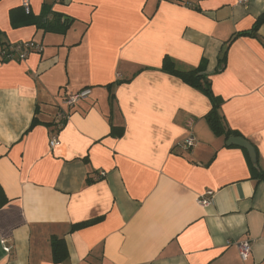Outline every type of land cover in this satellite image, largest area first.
<instances>
[{
	"label": "crops",
	"instance_id": "obj_1",
	"mask_svg": "<svg viewBox=\"0 0 264 264\" xmlns=\"http://www.w3.org/2000/svg\"><path fill=\"white\" fill-rule=\"evenodd\" d=\"M29 3L65 30L14 27L21 0H0V50L42 46L0 57V241L11 247L0 244V264H57L53 236L66 247L61 264H264V180L244 149L212 132L208 98L160 70L165 56L187 68L204 59L222 126L254 146L264 171V23L237 37L264 0ZM85 87L87 99L63 105Z\"/></svg>",
	"mask_w": 264,
	"mask_h": 264
},
{
	"label": "trees",
	"instance_id": "obj_2",
	"mask_svg": "<svg viewBox=\"0 0 264 264\" xmlns=\"http://www.w3.org/2000/svg\"><path fill=\"white\" fill-rule=\"evenodd\" d=\"M46 10H48V9L44 8V12L40 16H33L32 14L26 15L24 13L22 7H20V9L17 10V12L11 11V14H10L11 24L14 27H20L21 25L22 26H35L36 28L42 29L46 32L52 31V30H56V31L58 30L59 32H63L65 30V24L64 23L61 24V22H60L61 16H59V15L54 16L55 21H54V24H52V26H50V24L49 25L43 24V21L45 20V17L47 16L46 14H48L46 12ZM18 12L20 13V17L22 19V22H21V20H18V17H17ZM263 23H264V14L260 15L256 19L254 26L250 32L240 33L237 35V37L238 36H245V35H251V36L254 35L256 33V31L258 30V28ZM54 28H57V29H54ZM222 61L223 62L225 61V55H224ZM160 70H161V72H163L165 74L171 75V76L179 79L185 85L199 91L200 93H202L203 95H205L208 98V100L211 103V110L205 116V120L215 135H217V136L224 135L225 139H227L231 136H239L236 133L230 132L229 130H225V128L222 126V124L220 122L218 110H219V107H220L222 101L218 97L214 96L212 91H211L210 79L205 74L206 61L204 59H202L200 61L199 65L197 67L187 68L184 66H180L179 63H177L175 60L169 58L168 56H165L162 59ZM84 89H86V87L82 88L81 90H84ZM110 89H111V86H108L109 91H110ZM81 90H79V91H81ZM34 119L31 122L30 127H33L37 123ZM61 124L63 125L64 122L62 121ZM115 134H116V128L112 127L110 135H115ZM120 134L121 133L119 132V134H117V135L119 136ZM255 151H256V149H255ZM244 152H245V150H244ZM245 154L247 155L249 163L251 164V168L256 171L255 172L256 176L258 178L264 180V171H259L258 168L256 169L254 167V165L250 162L248 154L246 152H245ZM256 157H257V154H256ZM0 202H2L1 199H0ZM98 220L99 219H93L90 221L75 224L72 226L71 232L89 227L91 225H94L98 222ZM51 249H52V260L54 263L61 264L64 261H66L67 251H66L64 241L62 239H59V238H56L53 236L51 238Z\"/></svg>",
	"mask_w": 264,
	"mask_h": 264
},
{
	"label": "built area",
	"instance_id": "obj_3",
	"mask_svg": "<svg viewBox=\"0 0 264 264\" xmlns=\"http://www.w3.org/2000/svg\"><path fill=\"white\" fill-rule=\"evenodd\" d=\"M239 4H244L246 0H238ZM21 7L26 15L31 14L30 9V3L29 0H21ZM42 46L40 44L34 43V42H27V43H18V44H12L8 45L5 48H2L0 50V57L2 60H24L28 54L33 52H41ZM91 95V90L89 88H86L84 90L78 91L75 94H71L67 96L63 100V105L66 108H72L75 104L78 102L87 99ZM57 117L59 119L57 123V129L62 125L61 122L66 119V114L62 111H58ZM58 143L57 140V131L52 134L50 140H49V146L53 148ZM194 143V140L192 137L186 138L182 142V146L185 148L192 147ZM104 176L103 173H99L98 177ZM212 196V192L207 191L203 196H201L198 199V203L202 206H206L210 204V198ZM0 244L2 246L3 251L6 254H9L11 251V247L8 245L7 241L1 240ZM238 254L240 259L244 262L247 261L250 254V242L248 240H244L242 242H239L237 244Z\"/></svg>",
	"mask_w": 264,
	"mask_h": 264
},
{
	"label": "water",
	"instance_id": "obj_4",
	"mask_svg": "<svg viewBox=\"0 0 264 264\" xmlns=\"http://www.w3.org/2000/svg\"><path fill=\"white\" fill-rule=\"evenodd\" d=\"M225 144L226 146H236V147L244 149L246 153L248 154L250 162L257 169V157H256L255 148L247 140L239 136H231L226 140Z\"/></svg>",
	"mask_w": 264,
	"mask_h": 264
}]
</instances>
